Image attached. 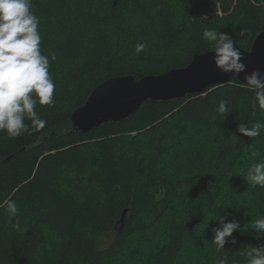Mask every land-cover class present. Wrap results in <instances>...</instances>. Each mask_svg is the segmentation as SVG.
<instances>
[{
  "label": "trees",
  "instance_id": "trees-1",
  "mask_svg": "<svg viewBox=\"0 0 264 264\" xmlns=\"http://www.w3.org/2000/svg\"><path fill=\"white\" fill-rule=\"evenodd\" d=\"M31 5L58 90L70 96L83 86L87 91L61 110L37 105L47 120L39 132L16 138L0 133V202L14 200L19 209L10 220L0 207V264H36L47 237L62 240V264L111 259L176 264L190 234L214 232L223 216L249 228L244 210L250 204L263 210L264 189L238 200L239 208L217 205L223 194L246 193L249 167L264 162V132L247 137L237 131L239 123H264V111L252 108L255 94L244 83L232 78L205 95L147 100L128 119L88 134L74 130L71 115L112 77L163 74L211 51L202 38L205 28L226 32L235 46L250 49L264 30V0H31ZM141 42L146 48L137 55ZM221 100L228 102L226 115L217 113ZM71 179L79 183L71 186ZM23 223L32 226L21 230ZM254 235L229 254L228 263L247 264L242 252L264 244ZM215 247L201 255L204 264L221 259L224 252Z\"/></svg>",
  "mask_w": 264,
  "mask_h": 264
},
{
  "label": "clouds",
  "instance_id": "clouds-1",
  "mask_svg": "<svg viewBox=\"0 0 264 264\" xmlns=\"http://www.w3.org/2000/svg\"><path fill=\"white\" fill-rule=\"evenodd\" d=\"M31 9V0H0V133L6 132L9 138L44 129L47 120L41 118L36 107L55 103L56 82L50 74L49 56L41 51L40 19ZM202 38L211 43L215 65L222 72L237 75L245 72L242 54L228 33L205 28ZM145 48L146 44L141 42L134 51L139 55ZM51 59H55L54 54ZM244 83L255 94L252 108L258 106L264 111V74L259 69L245 72ZM217 113H228L227 101L219 102ZM237 131L247 137H258L264 132V123L256 122L250 127L239 123ZM244 177L253 186L264 188V162L252 164ZM0 207L6 208L10 220L18 215L14 200L0 202ZM219 221L220 226L213 229L212 242L218 250L226 244L236 245L233 233L240 231L241 224L226 221L224 216ZM253 229L258 240L264 237V216L253 220ZM245 256L247 264H264V244L252 247ZM216 264H228L227 257Z\"/></svg>",
  "mask_w": 264,
  "mask_h": 264
},
{
  "label": "water",
  "instance_id": "water-1",
  "mask_svg": "<svg viewBox=\"0 0 264 264\" xmlns=\"http://www.w3.org/2000/svg\"><path fill=\"white\" fill-rule=\"evenodd\" d=\"M237 48L246 65L245 72L259 69L264 74V30L256 35L250 49ZM214 55L213 51H206L185 67L150 74L139 80L134 75H124L104 81L91 91L82 106L73 111L74 130L88 134L109 122H122L136 114L147 100L168 102L188 95H204L232 78L244 83L245 72L238 75L222 72L215 65ZM127 211L122 212V224Z\"/></svg>",
  "mask_w": 264,
  "mask_h": 264
},
{
  "label": "rangeland",
  "instance_id": "rangeland-1",
  "mask_svg": "<svg viewBox=\"0 0 264 264\" xmlns=\"http://www.w3.org/2000/svg\"><path fill=\"white\" fill-rule=\"evenodd\" d=\"M50 74H51V72H50ZM51 76L54 79V81L56 82V91L54 93V101H55L54 107L59 108L60 110L63 107V105L65 104V102H69V103L75 102L76 103L77 101H79L80 97L83 96L85 94V92L87 91V86H83L82 88H80L76 92H74V94L71 93V96H70V94L65 95L64 92H60L58 90L59 89V83L57 80H55L53 74H51ZM68 95H69V97H68ZM183 150H186V148H183ZM83 177H85V176H83ZM68 183L71 186H76L79 183V181L75 180V179H71L68 181ZM228 184H229V182H227L226 188L229 187ZM263 189L264 188H260L259 186H253L252 184L248 183V181H246L245 187L243 188V190L247 191L246 193L241 194V192H239L238 196L233 197V198H230L231 195H224L223 194L222 197L220 198L219 203H217V205H220L224 201V203L227 204L228 209H232L233 206H235V208H237V207L239 208L240 203H238V200H239V202L240 201L244 202L243 201L244 199L246 201H248V200H250V197L252 198L254 196V194H257L259 192V190H263ZM237 197H239V199H237ZM226 200L228 201L227 203H226ZM244 211L246 212V216H247V220H248L246 223L250 227L244 228L243 226H241L240 231L238 230L235 232L234 237L236 238V241H237L236 245L226 244L225 248L222 249L224 254L222 255L221 259L224 257H227V261H229V254L232 252L241 251V249L246 244V241H244L243 239L249 238L251 235H254V233L256 235H258V233H256L253 229V220L259 219L260 217L264 216V207L262 210V208H260V209H258L257 207L254 208V206H251V204H250L249 208H246ZM163 222L166 224L169 223L165 219L163 220ZM198 223L201 224L200 221H198ZM243 225H244V223H243ZM31 226L32 225H30V224L23 223V224H21V230H25ZM195 227H196V225H195ZM149 231L146 232L147 235L150 234ZM242 231H244V232H242ZM256 235H254V236H256ZM189 238L190 239L186 240L185 244L181 245L182 247H184V249L180 250L179 257H177L176 264H204L203 259L201 258V255L203 253H205L206 251H208L211 248L216 246L212 242V240L214 238V232H212V233L207 232L206 235L200 234V235H198L197 238L192 236V234H190ZM262 238L264 239V237H261V239ZM261 239H260V241H261ZM110 240H111L110 237L105 239V243L110 242ZM61 243H62V240L60 238L47 237L45 243L37 251V254L35 255V261L34 262H36V264H41V263L43 264V262L51 260L52 261L51 264H62L63 259H64L63 258L64 257L63 256L64 255L63 254V247L64 246L61 247ZM258 245H260V244H258ZM252 247H254V246L252 245ZM216 248H217V246L215 247V249ZM217 250L214 253H216ZM245 253L246 252H242V255H245ZM46 259H48V260H46ZM114 263H115L114 259H111L109 262V264H114ZM106 264H108V263H106ZM206 264H208V261L206 262ZM228 264H238V263H228Z\"/></svg>",
  "mask_w": 264,
  "mask_h": 264
}]
</instances>
